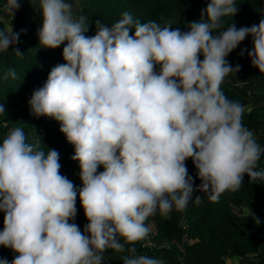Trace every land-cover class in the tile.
Listing matches in <instances>:
<instances>
[{"label":"clouds","instance_id":"clouds-1","mask_svg":"<svg viewBox=\"0 0 264 264\" xmlns=\"http://www.w3.org/2000/svg\"><path fill=\"white\" fill-rule=\"evenodd\" d=\"M21 2L4 0L3 11L13 19ZM34 9L40 47L64 44L65 62L33 91L29 110L60 123L82 187L60 174L57 150L45 153L39 139L29 143L21 127L10 129L0 143V246L16 255L0 264H107L108 251L122 254L123 264H164L135 247L149 236V217L199 206L197 190L218 203L241 188L245 174L249 183L264 182V147L242 122L246 106L221 89L241 69L226 57L247 37L252 47L239 56L247 53L264 74V15L251 26L237 28L232 19L225 26L239 11L237 0H210L186 31L126 11L112 26L97 20L87 36L88 18L75 16L66 0H39ZM23 31L0 29V53ZM188 158L201 181L195 188ZM77 196L88 221L83 232L75 223Z\"/></svg>","mask_w":264,"mask_h":264},{"label":"trees","instance_id":"trees-1","mask_svg":"<svg viewBox=\"0 0 264 264\" xmlns=\"http://www.w3.org/2000/svg\"><path fill=\"white\" fill-rule=\"evenodd\" d=\"M78 2L73 13L77 17L84 15L88 18L89 31L86 35L93 36L97 20L112 26L126 11L142 23L170 20L173 28L179 27L181 31H186L189 23L200 19V10L210 0ZM31 3L32 0H22L14 19L9 21L15 32L24 30L19 37L20 42L10 46L8 52L0 53V103L6 109V113L0 115V143L7 131L21 127L27 142L33 143L39 139L40 148L45 153L49 148L59 152L60 174L79 188L82 187L79 165L70 159L74 154V146L60 132V123L48 117L37 119L29 110L28 100L33 91L44 85L53 67L65 62L62 57L64 44L56 49L40 47L37 36L40 17L35 9L28 12ZM237 3L239 11L232 18H224L225 26L231 23V19L237 28L259 23L264 15V0H237ZM2 15L6 14L0 0V29H5ZM251 47V37H247L226 57L233 67L239 64L241 69L236 76L225 77L221 89L229 99L246 106L242 122L264 147V94L256 92V88L264 86V74L251 65L247 53L243 57L239 56L242 48L250 50ZM13 48H18L23 55L17 56ZM10 69L16 72V79H4ZM249 106L251 108L247 110ZM185 164L189 175L194 178L195 188L201 183L197 169L191 158ZM260 168H264V154L258 163ZM103 170V166H100L97 171ZM196 196H202L203 202L199 206L190 204L186 210H173L167 217L159 214L149 217L146 224H153L154 231H150L145 240L135 244L137 253L161 259L164 264H227V258L235 261V264H264V182L249 183V177L245 174L241 188L222 194L218 203L210 202L207 195L198 190L193 193V201ZM76 208L75 223L83 232L88 221L79 196ZM253 215L260 218V225L255 224ZM3 218L4 213L0 211V231L3 230ZM15 255L11 249L0 246V257L11 262ZM121 255L108 251L105 254L107 264H123Z\"/></svg>","mask_w":264,"mask_h":264},{"label":"rangeland","instance_id":"rangeland-1","mask_svg":"<svg viewBox=\"0 0 264 264\" xmlns=\"http://www.w3.org/2000/svg\"><path fill=\"white\" fill-rule=\"evenodd\" d=\"M66 2H69V3H71L72 5H73V8H75V7H77L78 6V0H66ZM1 4H2V8H3V4H4V0H1ZM32 5H31V8H30V10L28 11L29 13L30 12H32L33 10H34V7H38V5L37 4H39V0H32V3H31ZM5 13V12H4ZM6 14V13H5ZM15 17V16H14ZM14 17H13V19H14ZM2 19H3V21H4V23H5V27L7 28V27H10L11 26V24H10V20H13L10 16H8L7 14L5 15V16H3L2 15V17H1ZM12 27H14L13 25H12ZM256 92H260V93H262V94H264V86H260V87H258V88H256ZM251 107L249 106V107H247V110H249ZM8 132L9 131H7V134H8ZM149 228H150V231H154V226H153V224H150L149 226H148ZM243 261V260H242ZM226 263L227 264H235V261H232L231 259H226Z\"/></svg>","mask_w":264,"mask_h":264}]
</instances>
